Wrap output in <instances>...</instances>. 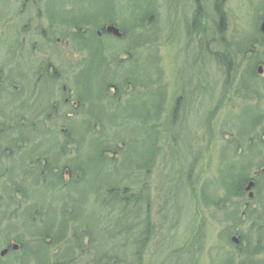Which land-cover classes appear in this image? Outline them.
Masks as SVG:
<instances>
[{
    "label": "rangeland",
    "instance_id": "1",
    "mask_svg": "<svg viewBox=\"0 0 264 264\" xmlns=\"http://www.w3.org/2000/svg\"><path fill=\"white\" fill-rule=\"evenodd\" d=\"M50 1L53 8L49 12H43L44 6L50 7ZM195 1L113 0L116 5L112 8L110 0H42V14L40 18L33 19L38 25L58 32L54 39L61 40L54 50L53 45L50 48L57 75L60 72L56 78L58 82L45 88L56 99L64 96L74 98L80 92L77 78L86 75L89 60L83 59L91 54L93 65L100 62V66L95 67L94 73L87 74L91 81H87L90 83L87 96H96L99 87L105 88L107 84H117L119 89H123L125 84L126 89L127 83L137 82L132 94L136 98L132 101H138V104L137 110H131L130 124L118 127L102 122L98 131L102 143L107 145L113 142V148L116 149L117 144L127 138L116 134L133 129L137 137L132 136L128 152H135L139 161L144 157L146 159L148 155V164L141 167L135 159L126 163L117 160L114 164L116 170L104 171L95 163L86 170L87 174L77 177L78 180L96 182L105 178L104 186H116L119 182V186L123 183L135 188L139 187V182L149 183L150 206L146 207L145 202L140 205L139 224L128 219L129 227L132 223L138 224L130 233L123 239L111 238L105 231L95 234V246L102 244L103 250L100 248L101 251L93 255H105L108 264H217L228 259L233 264H240V259L236 260L228 252V238L232 227L227 221H237V215L240 216L246 201L235 189V185L240 182L238 177L248 178L256 169L263 170L261 165L264 164V147L260 140L262 135L264 138V77L254 76L253 80L247 71L256 68L257 63L264 60V45L261 44L262 34L259 31L261 18L264 16V0H198V11H195ZM19 3L22 0H0V76L6 70L3 42L11 36V32L3 30L6 22L4 5L10 6L17 13ZM13 18L11 24L17 25L22 19L25 21L26 14L18 18L13 15ZM108 21L115 23L121 32L124 31L121 40L105 39L95 34ZM72 28L87 30L88 38H91L89 44L93 47L88 44L84 50L72 43ZM67 30L68 34L65 35ZM36 36L27 31L22 38L31 40ZM66 39L69 44L64 46ZM40 45H43L42 38ZM250 48H253L251 55L247 53ZM125 52H129L127 58L123 57ZM130 54H133V58L128 61ZM24 56L28 68L32 70L39 67L40 61L43 62L42 56L35 61L28 55ZM146 59L148 66L144 64L143 67L148 73L138 68L139 61ZM135 61L137 65L134 66ZM52 67L53 65L48 68L50 73ZM43 69L42 67V71ZM65 71H69L71 75L66 76ZM129 72L131 76L127 75ZM34 81L35 78L30 77L29 82L25 83L29 90ZM244 81L254 84L256 90L252 92L242 89ZM61 87H64V92L60 90ZM255 92H260L263 96L257 98L253 94ZM107 95L109 96L108 91ZM103 99L108 105L109 99ZM27 100L34 101L30 98ZM40 100L47 104L49 98L43 96ZM127 102L111 106L115 111L116 106H120L118 111H121ZM1 103L0 100V107ZM10 103L9 109L16 101ZM140 103L146 105L148 116L143 110L146 118H141ZM99 105L102 106V103ZM112 107L107 110L111 112ZM253 113L258 118L257 121L251 119L250 115ZM104 115L107 117V114ZM10 118L11 114L5 115L0 111V122L4 121L0 125V129L3 128L0 131V151L7 150L6 154L9 152L6 159L0 156V193L5 195L9 192L10 197H13L18 187L11 182L29 184L26 170L40 172L39 183L42 190L38 192L41 195L36 193L32 201L48 207L44 201L59 194L63 196V192H66L56 182L54 171H49L48 168H64V164L75 168L79 164H85L86 151L94 148L95 140L86 132L87 125L83 126L85 123L80 119H74V134L83 136L82 142L80 141L79 146H69L67 152L58 153L50 140L53 125L48 126L45 122L18 125L13 124L14 120ZM111 118L119 122L117 114L108 117ZM61 121L63 120L59 122ZM32 131L35 139L31 137ZM230 136L232 139L228 140L226 137ZM18 138L22 140L18 141ZM31 157L35 158L36 163L29 164ZM121 165L123 167L120 169ZM232 167L234 172H228ZM7 179L11 183L10 189L8 185L1 189L2 181ZM256 181L258 187L255 198L253 202H249L250 208L255 211L253 210L252 218L249 217L247 226L253 224V228L261 229L259 237L264 241L263 171ZM71 188L70 185L69 189ZM92 198L93 195L89 193L87 213L92 212L94 221H97L96 209L91 204ZM112 199L114 202L110 209L118 213L119 204L113 197ZM1 202L4 203V200L0 198V205ZM14 202H19V199ZM10 205L16 207L12 202ZM147 216L150 218L148 224ZM199 216L207 219L201 221L200 227ZM47 218L52 220L53 217L51 215ZM203 226L205 234L195 237ZM145 227L148 229L146 237L141 236L146 232ZM253 239L256 238L250 237V242ZM193 241L198 246L204 245L205 249L197 253L195 258H190V253H184L181 246ZM111 245L118 252H112ZM254 258L256 256H251L247 264ZM260 258H264V246Z\"/></svg>",
    "mask_w": 264,
    "mask_h": 264
},
{
    "label": "flooded vegetation",
    "instance_id": "2",
    "mask_svg": "<svg viewBox=\"0 0 264 264\" xmlns=\"http://www.w3.org/2000/svg\"><path fill=\"white\" fill-rule=\"evenodd\" d=\"M8 4V3H6ZM42 0H22V3L17 4V13L10 9V6L4 5L6 7L5 18L6 22L3 27L6 32H11V36L4 40V67L6 70L4 74L0 76V100L2 101L0 111L4 112L5 115L11 114V120L13 124L25 125L32 124L36 125L41 122H45L48 126H52V136L51 143L57 148V152L61 148H67L71 146L73 142V136L69 134V127L72 125L74 119H80L83 123L91 125L90 135L94 138V148L88 149L86 152H103L105 151V143L100 141L99 137V127L102 118L93 115L95 113L100 114L104 112V107L99 105L97 102H91L89 104H81L79 97L86 102L85 94L81 96L80 92L82 88L88 83L87 74L80 79L77 78L78 86L80 87V92L72 98L62 97L61 99H56V96L50 94V91L45 90V88L51 83H57L56 68L53 60V53L50 51L51 46L53 49L56 44L61 42L60 38L54 37L57 32H53L47 27L38 25L34 18H40V11L42 10ZM53 8V4L50 1V7L44 6V10H50ZM11 10L12 12H9ZM25 21L22 19L17 25L11 24L15 18L20 15H25ZM30 31L31 34L37 35V38L26 40L22 38L24 31ZM77 29H72L71 34L75 35L77 38ZM261 44L264 45V33H262ZM68 34V31L65 35ZM43 40V45H40V40ZM63 44L67 46L69 44L68 39H66ZM80 46L84 45V38L80 39ZM78 40V42H79ZM71 41L73 43L72 37ZM57 42V43H56ZM59 42V43H58ZM77 42V40H76ZM87 42V41H86ZM42 47V48H41ZM48 51V52H47ZM253 48H250L247 53L251 55ZM262 51V49H258ZM38 52H44L40 54ZM47 52V53H46ZM68 53V52H67ZM28 55L33 61L40 60V56L43 57V62L40 61L39 67L36 70L29 69L25 56ZM255 62V60H254ZM52 72L48 70L52 66ZM42 67L44 68L42 71ZM261 69V70H260ZM50 74H49V73ZM86 72L88 70L86 69ZM66 76H70L69 71H65ZM249 77L253 80L254 76L261 78L264 77V60H260L257 63V67H253L247 71ZM30 77H34L35 81L33 83L31 90H29L28 83ZM245 83V81H244ZM242 83V89L251 90L252 92L256 90L254 84L251 86ZM28 90V91H26ZM62 92H64V87H61ZM80 94V95H79ZM257 98L263 96L260 92L253 93ZM28 95V96H26ZM26 96V97H25ZM47 96L49 101L46 103L40 100V97ZM22 98V101L20 100ZM28 98L34 100L29 101ZM16 101L15 105L9 109L11 105L10 102ZM19 101H21L19 103ZM32 104H34L32 106ZM95 104L93 107L92 105ZM110 107H112L110 105ZM113 108V107H112ZM90 109V111L88 110ZM6 110V111H5ZM11 110V113H10ZM26 113V114H25ZM39 114V115H37ZM253 121H257L258 118L255 117L253 113L250 115ZM255 117V118H254ZM1 114V119H2ZM9 119H7L8 122ZM60 120H63L59 122ZM251 122V121H250ZM60 123V124H59ZM4 121L0 122L3 125ZM95 124V125H92ZM3 128L0 129V131ZM68 129V132H67ZM96 129V131H94ZM31 137L35 139V133L31 132ZM263 135L261 136V142L264 147ZM22 140L18 138V141ZM47 140L49 137L47 135ZM101 143L103 147L101 148ZM17 147L20 145L17 142ZM67 152V149L65 150ZM4 152V153H3ZM7 150L0 151V156L3 159L9 157V152L6 154ZM21 152V151H20ZM264 155V154H263ZM104 153H100L99 161L96 166L99 165ZM30 163H36L35 158L31 157ZM28 160V162H29ZM22 162V161H21ZM27 162V161H26ZM39 162V161H38ZM46 162V161H45ZM49 163V162H48ZM21 164V163H20ZM19 164V165H20ZM52 165V163H49ZM95 161L93 162L89 157V164L83 169L85 173ZM37 168V165L34 164ZM261 168L256 169L254 174H257L256 179L259 177L262 171L264 172V164ZM49 171H54L56 182L62 185L64 195L53 196L49 201H44L48 204L38 205L32 201L34 195L37 193L41 195L38 191L42 190L40 186L41 173H32L26 170V179L29 180V184L14 183L17 184L14 192V196L10 197L9 192L7 194L0 193V198L4 200V203L0 205V264H90V263H104L103 257H94L89 246V238L83 235L80 230L79 218L84 216L88 210V194L91 193L94 197L92 198L91 204L101 210L105 211L104 199L98 195L103 193L105 186L104 181H81L78 180V176L72 179L70 174V180L63 181L62 174L64 169L57 167L56 169L48 168ZM60 171L62 174L60 175ZM45 173V171H42ZM58 172V173H56ZM37 174V175H36ZM240 180L243 177H238ZM59 179V180H58ZM245 180L237 187L239 196L247 197V192L245 187L247 185L246 177ZM46 181V180H45ZM3 185L1 189L9 186V179L2 181ZM50 181H47L49 183ZM9 183V184H8ZM254 181V190L258 187ZM246 184V185H245ZM71 185V189H69ZM257 186V187H256ZM61 189V187H60ZM69 189V190H68ZM10 191V190H9ZM255 194V193H254ZM240 198V199H241ZM15 199H19V202H14ZM14 203L16 207L10 205ZM90 205V203H89ZM247 206V200L244 202V208ZM242 207V209H243ZM240 211V216H238L237 221L231 223L227 221V224L232 227V233L229 234L228 238V252L234 255L236 260L240 259V264H247V260L251 256H256L259 258L261 256V250L264 246V241H261L259 234L262 233L261 229L257 228H247V221H249V215ZM52 215V220L42 223V218H47V216ZM205 217H198V225L200 227L201 221H206ZM10 225V228L6 226ZM253 225V224H252ZM47 226V229H44ZM204 227L199 229L195 237H201L205 233L203 232ZM45 235V236H43ZM233 236L236 238L233 240ZM194 237V238H195ZM250 237L256 238L250 242ZM16 245V248L13 247ZM184 253H190V258H195L197 253H200L205 249L204 245L198 246L194 243H188L181 246ZM213 251V250H212ZM2 252H4L2 254ZM216 253V251H214ZM257 258L251 259L252 262L257 261L256 264H264V258L257 260ZM217 264H233L232 260H224L222 263Z\"/></svg>",
    "mask_w": 264,
    "mask_h": 264
},
{
    "label": "trees",
    "instance_id": "3",
    "mask_svg": "<svg viewBox=\"0 0 264 264\" xmlns=\"http://www.w3.org/2000/svg\"><path fill=\"white\" fill-rule=\"evenodd\" d=\"M195 3H196V5H195V11H198L199 10V8H200V3H199V1L198 0H196L195 1ZM111 19V18H110ZM123 33H124V31H122ZM105 37L106 38H111V40L113 39V40H115V38L114 37H112V36H110V35H105ZM116 40H118V39H116ZM127 53H129V52H125V54L128 56V54ZM131 55V56H130ZM129 56L131 57H129L128 58V61L129 60H131L133 57V54H130ZM89 59V58H88ZM134 60H136V58H134ZM139 61V60H138ZM134 63V62H133ZM147 63V59H146V61H139V63H138V68H139V70H145L144 69V64L145 65H147L146 64ZM100 63H96L95 65H94V68L97 66V65H99ZM135 65H137V63H136V61H135V63H134V66ZM148 66V65H147ZM147 68V67H146ZM95 72V70L91 67V68H89L88 69V73L87 74H91V73H94ZM132 74H134V73H132ZM138 74H141V73H138ZM127 75H130V72L127 74ZM131 76V75H130ZM145 76V75H144ZM90 80V79H89ZM88 80V81H89ZM135 83H137V82H134V84H132L133 85V87H132V89L130 90V92L129 93H127V95H126V98H125V100H127L128 102L126 103V107H128V111H126L125 112V115L126 116H130L131 115V110H132V108L133 109H136L137 110V102L138 101H132V99L134 98H136V96H132V94L134 93V89H136V85H135ZM130 84H131V82H130ZM139 84V83H138ZM90 86V83H88L87 85H85L83 88H82V90H81V92H80V94H81V96H83L84 94L86 95V93L87 92H89L88 91V87ZM142 88H143V86H141ZM114 88H115V91H114V94L112 95V99H121L122 98V95H123V93H122V91H120L119 90V87H118V85H115L114 86ZM79 94V95H80ZM87 97L88 96H86L85 97V100H86V102H83V100L79 97L78 99H79V101L80 102H82L81 104H88L89 103V101H90V99L88 100L87 99ZM98 98H100V96H98ZM145 109V111H143ZM140 110H141V114H142V116H141V118H146V117H144V112L147 114V116H148V111H147V108H146V105L145 104H143V103H140ZM143 111V112H142ZM130 114V115H129ZM116 114H112V115H109V116H115ZM109 120V119H108ZM83 126L85 125V124H82ZM117 126V125H116ZM87 128H86V132L87 133H89V134H91L92 132L90 131V127L91 126H89V125H87L86 126ZM67 132H68V129H67ZM74 132H75V129H73L72 128V125L69 127V134H70V137H71V135L73 136V142H72V145H74V146H79V144H80V141L82 142V137L83 136H77V135H75L74 134ZM127 136H129L130 138H132V136H135V135H132V133H129ZM135 137H137V136H135ZM138 139V138H137ZM123 144V146L125 147V143L123 142L122 143ZM66 149L65 148H61L60 149V151L59 152H63V151H65ZM125 152H127L126 150H125ZM100 153H104V152H94L93 153V156L99 161V155H100ZM144 164L145 163H143L142 164V167L144 166ZM82 166H83V163L82 164H79V165H77L75 168H72V167H70L69 165H67V167L69 168V170H70V172H77V171H80L81 172V174H83L84 172H83V169H82ZM66 167V168H67ZM59 180V179H58ZM243 180H245L244 178H242L241 180H240V182H239V184L238 185H235V189L236 190H238L237 189V187H239V185L242 183V181ZM118 183H116V186H113V185H110V186H108L107 188H105V191H103V193H104V196L105 197H107V199L109 200V201H111V202H113L114 200L112 199V197L115 199V201L120 205V203H122V213L125 215V216H130L131 217V215L133 214V213H135L134 211H131V212H129L130 211V209H129V206H127L128 204H129V201H130V198H131V202H132V206L133 205H135V203H136V199H135V201H134V197H135V194L132 192V190H133V187H132V190H131V186L128 188V186L127 185H123V186H118L117 185ZM257 184V183H256ZM123 187V188H122ZM99 197H101L100 196V194L98 195ZM134 202V203H133ZM105 206L107 207V203L105 204ZM48 220H49V218H42V223L44 224V222H48ZM118 222H116V223H114V224H112L110 227H108V228H106L105 230L107 231V230H111V228H117L118 226H119V219L117 220ZM123 228H126V227H124V225L122 226ZM44 229H47V226L44 228ZM84 233V232H83ZM85 233H88L89 234V236L91 235V231L90 230H88V229H86L85 230ZM121 233V232H120ZM43 236H45V235H43ZM256 262L257 261H254L253 262V264L255 263L256 264Z\"/></svg>",
    "mask_w": 264,
    "mask_h": 264
},
{
    "label": "water",
    "instance_id": "4",
    "mask_svg": "<svg viewBox=\"0 0 264 264\" xmlns=\"http://www.w3.org/2000/svg\"><path fill=\"white\" fill-rule=\"evenodd\" d=\"M260 29H261V31L262 32H264V20H263V22L261 23V25H260ZM106 31L108 32V33H111V34H113L114 36H117V37H119V38H121L122 37V33L119 31V29L117 28V27H115L114 25H108L107 27H106ZM261 70V69H260ZM254 185V182L253 181H250L248 184H247V186H246V191H248V197L249 198H252L253 197V192L251 191V188H252V186ZM14 248H16V245H14L13 246ZM4 252H2V254H3Z\"/></svg>",
    "mask_w": 264,
    "mask_h": 264
}]
</instances>
